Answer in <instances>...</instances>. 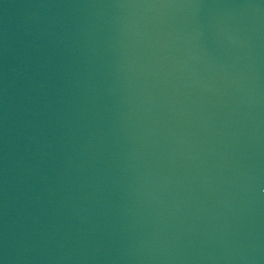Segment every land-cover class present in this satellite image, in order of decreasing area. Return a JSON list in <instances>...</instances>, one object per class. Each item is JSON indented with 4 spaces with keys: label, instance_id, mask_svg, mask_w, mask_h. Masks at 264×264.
Segmentation results:
<instances>
[{
    "label": "water",
    "instance_id": "obj_1",
    "mask_svg": "<svg viewBox=\"0 0 264 264\" xmlns=\"http://www.w3.org/2000/svg\"><path fill=\"white\" fill-rule=\"evenodd\" d=\"M0 264H264V0H0Z\"/></svg>",
    "mask_w": 264,
    "mask_h": 264
}]
</instances>
